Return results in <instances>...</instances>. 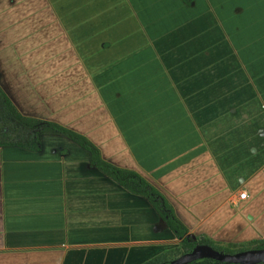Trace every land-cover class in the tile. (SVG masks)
<instances>
[{
    "label": "crops",
    "instance_id": "1",
    "mask_svg": "<svg viewBox=\"0 0 264 264\" xmlns=\"http://www.w3.org/2000/svg\"><path fill=\"white\" fill-rule=\"evenodd\" d=\"M0 87L144 177L187 239H264V0H0ZM90 161L63 135L0 147V264H144L179 246Z\"/></svg>",
    "mask_w": 264,
    "mask_h": 264
},
{
    "label": "trees",
    "instance_id": "2",
    "mask_svg": "<svg viewBox=\"0 0 264 264\" xmlns=\"http://www.w3.org/2000/svg\"><path fill=\"white\" fill-rule=\"evenodd\" d=\"M47 134L63 135L87 150L90 153V165L93 168L117 182L130 193L145 197L176 237L182 240L180 247L175 249L173 253L171 252L172 254L162 253L144 264H177V261L172 257L173 254L185 256L200 245L211 246L225 254H235L251 249H264V239L239 245H223L207 237H202L198 241L187 239L188 230L176 216L173 206L144 177L137 172L117 168L105 161L100 150L86 137L54 122L37 120L22 115L0 87V147L17 146L31 151H39L42 148L43 136ZM189 264L222 263L214 260H200Z\"/></svg>",
    "mask_w": 264,
    "mask_h": 264
},
{
    "label": "water",
    "instance_id": "3",
    "mask_svg": "<svg viewBox=\"0 0 264 264\" xmlns=\"http://www.w3.org/2000/svg\"><path fill=\"white\" fill-rule=\"evenodd\" d=\"M200 260H214L222 264H264V249H251L235 254L219 252L208 245H200L183 256L177 264H189Z\"/></svg>",
    "mask_w": 264,
    "mask_h": 264
},
{
    "label": "rangeland",
    "instance_id": "4",
    "mask_svg": "<svg viewBox=\"0 0 264 264\" xmlns=\"http://www.w3.org/2000/svg\"><path fill=\"white\" fill-rule=\"evenodd\" d=\"M243 193H244V192H243ZM241 194H242V193H241ZM180 245H181V243L179 244V246H175V247H171V248H169L168 250L164 251V253H167V254H169V253H171V252L173 253V252L175 251V249H177V248L180 247ZM172 253H171V254H172ZM172 257H173L176 261H180L181 259H183V255H181V254L176 255V253L173 254Z\"/></svg>",
    "mask_w": 264,
    "mask_h": 264
},
{
    "label": "built area",
    "instance_id": "5",
    "mask_svg": "<svg viewBox=\"0 0 264 264\" xmlns=\"http://www.w3.org/2000/svg\"><path fill=\"white\" fill-rule=\"evenodd\" d=\"M240 198H241V199H246V198H247V193H242V194L240 195Z\"/></svg>",
    "mask_w": 264,
    "mask_h": 264
}]
</instances>
